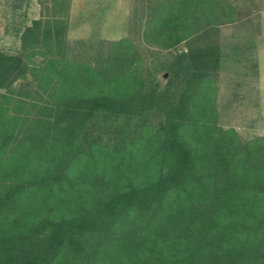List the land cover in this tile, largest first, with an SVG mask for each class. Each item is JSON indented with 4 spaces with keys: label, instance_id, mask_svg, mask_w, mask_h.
Returning <instances> with one entry per match:
<instances>
[{
    "label": "trees",
    "instance_id": "16d2710c",
    "mask_svg": "<svg viewBox=\"0 0 264 264\" xmlns=\"http://www.w3.org/2000/svg\"><path fill=\"white\" fill-rule=\"evenodd\" d=\"M39 1L0 49V264H264V137L216 106L226 65L257 69L254 38L220 35L254 0H145L127 34L163 80L127 36L71 44L70 0Z\"/></svg>",
    "mask_w": 264,
    "mask_h": 264
},
{
    "label": "rangeland",
    "instance_id": "374dc122",
    "mask_svg": "<svg viewBox=\"0 0 264 264\" xmlns=\"http://www.w3.org/2000/svg\"><path fill=\"white\" fill-rule=\"evenodd\" d=\"M9 1L6 0V2ZM82 3L84 4L82 13L84 18L75 22L76 26L91 27V24L87 22H92L94 10L100 7V10L97 9V17L101 19L100 16L103 15L105 18L103 24L108 23L107 30H111V32H104L103 36H113L117 40L122 34L120 31L125 27L123 37L127 36L133 41L143 60L144 69L151 72L156 80L157 78L164 79L165 75L157 74V62L161 58L157 55V45L145 43L140 33L127 34V24L132 21L134 11H145L142 8L145 7V0H82ZM44 7L38 1V5L34 4L30 11L21 15L11 14L0 8V49L8 52L18 50V33L24 26L29 25L32 19L39 18L45 12ZM248 8L249 22L222 26L220 35L223 43H230L234 40L244 43L248 41V38H254L255 48L251 54L256 61L257 69L252 68L254 60L229 64L222 69L216 81L218 123L223 128L234 129L243 140L258 136L264 137V0H254ZM107 11L110 13L108 18L106 17ZM76 40L91 41V39L68 37L71 44H74ZM260 72L263 73L262 77H260Z\"/></svg>",
    "mask_w": 264,
    "mask_h": 264
},
{
    "label": "crops",
    "instance_id": "0c3cea01",
    "mask_svg": "<svg viewBox=\"0 0 264 264\" xmlns=\"http://www.w3.org/2000/svg\"><path fill=\"white\" fill-rule=\"evenodd\" d=\"M39 0H10L9 2H6V0H0V8L4 11H9L11 14H17L21 15L24 13H27L30 11V9L33 8V5H38ZM79 2V4H77ZM84 4L82 3V0H70V7H69V18H68V37H78L80 39H112L115 40L113 36L105 37L103 36L104 32H111L108 28V23L103 24V21L105 18H103V15H101V19H98L97 17V9L100 10V7L94 10L93 12V19L92 22H87L91 24V27H85L83 26H76L75 22L77 23L80 21V18L83 19L82 16ZM105 11V10H104ZM106 17H110V13H106ZM37 19V18H35ZM125 27L122 31H120L122 34L118 36V39L122 38L124 36ZM105 37V38H104ZM260 60V59H259ZM261 63V62H260ZM261 71V70H260ZM263 73L260 72V77H262Z\"/></svg>",
    "mask_w": 264,
    "mask_h": 264
}]
</instances>
